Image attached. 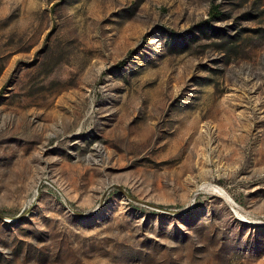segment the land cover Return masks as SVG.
I'll return each instance as SVG.
<instances>
[{
	"label": "rangeland",
	"instance_id": "374dc122",
	"mask_svg": "<svg viewBox=\"0 0 264 264\" xmlns=\"http://www.w3.org/2000/svg\"><path fill=\"white\" fill-rule=\"evenodd\" d=\"M0 264H264V0H0Z\"/></svg>",
	"mask_w": 264,
	"mask_h": 264
},
{
	"label": "trees",
	"instance_id": "16d2710c",
	"mask_svg": "<svg viewBox=\"0 0 264 264\" xmlns=\"http://www.w3.org/2000/svg\"><path fill=\"white\" fill-rule=\"evenodd\" d=\"M219 12L216 11V9H213L212 11V18H217V16H219Z\"/></svg>",
	"mask_w": 264,
	"mask_h": 264
},
{
	"label": "bare ground",
	"instance_id": "6f19581e",
	"mask_svg": "<svg viewBox=\"0 0 264 264\" xmlns=\"http://www.w3.org/2000/svg\"><path fill=\"white\" fill-rule=\"evenodd\" d=\"M224 193V192H223ZM220 194V193H219ZM227 194V193H226ZM226 194L225 195H223L222 193L220 194L222 197H225V198H227V196H226ZM228 200H229V198H228Z\"/></svg>",
	"mask_w": 264,
	"mask_h": 264
}]
</instances>
